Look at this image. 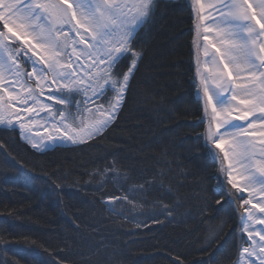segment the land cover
I'll return each instance as SVG.
<instances>
[{
	"label": "trees",
	"instance_id": "obj_1",
	"mask_svg": "<svg viewBox=\"0 0 264 264\" xmlns=\"http://www.w3.org/2000/svg\"><path fill=\"white\" fill-rule=\"evenodd\" d=\"M194 27L187 0H156L121 110L88 142L39 153L0 128V264L234 263L241 206L200 134Z\"/></svg>",
	"mask_w": 264,
	"mask_h": 264
},
{
	"label": "snow or ice",
	"instance_id": "obj_2",
	"mask_svg": "<svg viewBox=\"0 0 264 264\" xmlns=\"http://www.w3.org/2000/svg\"><path fill=\"white\" fill-rule=\"evenodd\" d=\"M155 4L156 0H0V21L7 30L0 31V81L4 80L5 74L12 77L4 89L8 99L0 96V125L14 128L19 122V112L12 113L17 117L15 121L4 114L5 110L11 111L17 104L23 106L25 112L37 113V109L30 105L41 103L39 97L44 94L50 78V83L57 84V88L49 93L48 100H55L67 109L59 113V123L66 129L64 138L73 143H84L77 137L92 139L101 135L116 120L130 88V78L143 58L142 52L136 50V33L151 21ZM219 7L227 10L221 11L218 18H206L202 14L203 4H200L201 13L198 15V20L205 24L204 41L213 47L216 43L220 45L216 48V55L220 57L219 63L224 65L213 76L215 89L210 90L207 85L203 88L205 112L211 108L208 139L220 148L224 160L229 162L228 183L241 194L247 191L250 196L242 202L247 219L242 217L241 222L253 245L251 249L242 251L248 256L264 258V231L256 233L259 236V241H256L251 230L252 224L256 223L255 210L264 213V131L259 133V145L250 139L257 127L264 129V71L260 70L264 68V40H261L264 37V23L261 22L264 21V0L258 5L259 11H252L253 5L249 0H221ZM256 24H259V30ZM69 25V32L74 31L79 42L75 39L69 42V33L63 31ZM13 28L20 36H32L36 42H26L28 47L23 56V50H11V38L7 33L13 32ZM196 28L194 43L198 45L201 23L198 22ZM210 33H215V43L208 40ZM28 52L32 55L28 56ZM37 52L38 61L32 59ZM66 54L68 62L62 63ZM204 55L209 56L207 48ZM128 57H131L130 65L121 75V61ZM73 59L76 63L72 62ZM212 59L216 63L215 56ZM21 60L32 62L30 72L22 70ZM229 66L232 72L228 71ZM241 72H246L247 76L241 77ZM238 79H244L246 83H235ZM33 80L34 88L31 86ZM109 91L114 95L108 108L103 105L89 107L97 97L105 96ZM221 91L233 93L231 101H236L234 107L225 95H221ZM81 95L83 98L77 100L76 97ZM41 110L55 118L50 105L43 104ZM234 111L239 113L236 120L248 121L251 118L247 127L233 122ZM69 120L71 123H65ZM20 127L23 129L25 125L21 123ZM228 129L232 131L228 132ZM225 135L230 139L225 140ZM221 144H228V150L221 148ZM33 147L40 148L41 145L34 143ZM233 172L239 177V185ZM257 192L261 202L254 204ZM119 202L115 198V203ZM112 203L113 200L106 201L107 205ZM249 204L251 209L246 207ZM109 211L115 212V209L109 207ZM259 223L264 225V219Z\"/></svg>",
	"mask_w": 264,
	"mask_h": 264
},
{
	"label": "bare ground",
	"instance_id": "obj_3",
	"mask_svg": "<svg viewBox=\"0 0 264 264\" xmlns=\"http://www.w3.org/2000/svg\"><path fill=\"white\" fill-rule=\"evenodd\" d=\"M27 2H31V0H27ZM195 2H196V0H195ZM227 2H231V0H227ZM260 2H261V0H249V3H251L253 5L252 11H259L258 5L260 4ZM189 4H190V2H189ZM200 4L204 5V10H203L202 14L206 18H218L221 11L227 10V9H223V8L219 7V5L221 4V0H199V3L196 2L199 14L201 13ZM259 19H260V17L257 16V20H259ZM261 22L264 23V21H261ZM252 23L255 24V21H253ZM204 26H205L204 22H201V35H202L201 36V54H202V70H203V72H202V85L203 86L202 87L204 88V86L207 85V87L210 90H213V89H215V81L213 80V76L217 72H219L221 69H223L224 65L219 63L220 57L218 55H216V48L220 47V45L218 43H216L215 47H213L211 44H207L204 41V39H203ZM207 26H211V25H207ZM10 27H11V25H10ZM70 28H71V26L69 25L63 29L64 32L69 33V36H68L69 42H71L73 39H75L77 42H79V37L76 36L75 32L74 31L69 32ZM256 28H257V30H259V24H256ZM0 31L7 32V30L3 27L2 21H0ZM7 34L11 38L10 44L22 46L23 48H25V51H27V47H28V45L26 43L27 41H31L33 44L36 43L35 40H33L32 36H28V35L20 36L19 32L15 28H13V32H10ZM208 40L213 41L215 43V41H216L215 33L208 34ZM261 40H264V37H261ZM81 47H83V45H81ZM205 48H207V50L209 52L208 57H206L204 55ZM70 51H71V49H69V53H70ZM27 55L31 56L32 54H31V52H28ZM213 56H215L216 63H213V59H212ZM38 58H39V52H37V56L32 57V59L36 60V61H38ZM67 62H68V55L66 54L65 59L62 61V63H67ZM72 62L76 63V61L74 59ZM81 62L87 64V61H85V60H82ZM22 65H23L22 70L25 73L30 72L32 70V62L31 61H29L27 64L24 63ZM260 70L264 71V68H262ZM77 71H80V69L77 68ZM228 71L232 72L231 66H229ZM225 75H227V73H225ZM233 75H235V73H233ZM240 76L245 77V76H247V73L241 72ZM11 80H12V77L5 74L4 80L0 81V96H3V98H5L6 100L8 99V97H7V92L4 89L8 87L9 82ZM32 83L35 85V80H33ZM57 83H60V82L58 81ZM235 83L243 84V83H246V80L238 79L235 81ZM56 88H57V84H51L50 78H49V85L45 86L44 94L41 96V98H39L41 103L30 105V106L35 107L37 109L38 114L25 112L23 106L17 104L16 107L10 111L11 113H8L5 110L4 114L6 116H8V118L13 119L15 121L17 119V117L15 115H13L12 113L19 112L20 113L19 122L15 123L14 128H9L6 125H0V128L15 130L17 135H18V138L21 142L25 143L29 148H31L32 150L39 152V153L51 150L54 147H70V146H76V145L83 144V143H79V142L73 143L71 140H67L66 138H64V133H65L66 129L64 127V124L59 123L60 117L57 116L54 119L50 118L49 115H46L47 113L45 111L41 110L43 104L50 105V103H49L50 100L48 101V95L51 92V90H56ZM88 94L91 95V90H89ZM113 95H114V93H113ZM221 95H225L226 100L231 101V97H232L233 93L228 92L225 94L221 91ZM237 96L239 99V93H237ZM99 98L100 97H97L95 99V101H97ZM112 98H113V96H112ZM51 101H54V100H51ZM111 101H112V99H111ZM202 104H203V101H202ZM109 105L105 108H108ZM231 105L234 107L236 105V101H231ZM95 107L96 106H92V108H95ZM203 107H204V105H203ZM209 111H210V118H211V108H209ZM238 114L239 113L236 111H234L232 113L233 122L239 124L241 127H247L248 123L251 122V118H249L248 121L236 120L235 117ZM29 117H31V119H29ZM206 118H208V116L206 115V112H204V116L202 119L204 120L205 125H207V123H208V119H206ZM21 123L25 125V128L21 129V127H20ZM65 123H70V122L66 121ZM74 127H75V125H74ZM212 129H213V132L216 131L214 125H212ZM222 131H224V130H222ZM227 131L231 132L232 130L228 129ZM262 131H264V129L257 127L255 132L253 133V135L250 137V139H252L253 142L256 143L257 145L260 144L261 137H260L259 133ZM205 132L206 131L203 130V132L200 133L201 136L204 137ZM69 134H72V133L70 132ZM97 136H99V135H97ZM97 136H95V137H97ZM80 139H83L85 142H88L89 140H91V139H88L86 136L77 137L78 141ZM229 139H230V137L225 135V140H229ZM34 143L41 145V147L40 148H34L33 147ZM212 145L215 148V150L217 151V152L215 151L216 154L221 157L222 161H224L225 176H226V179L228 182V163L229 162L224 160L223 152H221L220 148H216V146L213 143H212ZM228 147H229L228 144H221V148H224L225 151L228 150ZM233 176H236L237 183L239 185L240 184L239 177L237 176V174L235 172H233ZM240 186L242 187V185H240ZM236 194H237V197L239 198V202H241V204L243 201L250 199L249 193L247 191H244L243 194H241L240 192H238L236 190ZM258 202H261V196H260L259 192L256 193V197H255V199H253L254 204L258 203ZM246 207L251 209L252 205L249 204V205H246ZM255 211H257L256 223L252 224L251 230L253 231V236L255 237V240L259 241V236H257L256 233L264 231V225L259 223L260 219H264V213H259L258 210H255ZM242 217L245 220L247 219L246 213L244 211V207H241V216L239 219V232L241 234L243 241L239 247L236 259H235L233 264H264V258H262L261 256H258V255L248 256V254L243 253V251H242L244 248L251 249V247L253 245V240L249 239L247 232L243 231V224L241 222ZM249 223H251V222H249ZM256 250H257V252L259 251L258 246H257Z\"/></svg>",
	"mask_w": 264,
	"mask_h": 264
},
{
	"label": "rangeland",
	"instance_id": "obj_4",
	"mask_svg": "<svg viewBox=\"0 0 264 264\" xmlns=\"http://www.w3.org/2000/svg\"><path fill=\"white\" fill-rule=\"evenodd\" d=\"M189 2H190V4H191V6H192V8H193V11H194V17H195V27H194V41L196 40V37H197V28H196V24L199 22V23H201L199 20H198V15H199V13H198V8H197V5H196V2H195V0H188ZM200 33H201V28H200ZM201 36L202 35H200V38H199V42H198V45H197V43H194V49H195V54H196V76H197V78H198V89H197V91H196V95L201 99V101H203V105H204V94H203V85H202V72H203V70H202V54H201ZM17 49H21V50H23L22 52H21V56H23V52H26L25 51V48H23L22 46H19V45H15V44H11V50L12 51H15V50H17ZM64 59H65V57H64ZM23 62V60H21L20 61V63H21V65L22 64H24V62ZM27 64V63H26ZM23 66V65H22ZM31 86L34 88L35 87V85L31 82ZM55 90H51V92H54ZM112 96H113V93L112 92H107V94L105 95V96H102V97H100L97 101H95L94 103H92L91 105H89V107H92V106H99V105H103L104 106V108L105 107H107L109 104H110V102H111V99H112ZM39 98H41V96L39 97ZM83 97H82V95L81 96H77L76 97V99L77 100H80V99H82ZM4 100H6L5 98H4ZM49 101V100H48ZM49 103H50V106H51V109H52V116H54V117H57V116H59V113L60 112H62V111H67V109H66V107L64 106V105H60V104H57L56 103V101L54 100V101H49ZM8 113H11L10 111H8V110H6ZM72 111L73 112H75V108H73L72 109ZM204 112H205V109H204ZM46 115H48V114H46ZM206 115L208 116V118H206V119H208V123H207V125H206V127H205V134H204V140H205V143H206V145L209 147V149H210V151L212 152V154L213 155H217L216 154V150H215V148L213 147V145H212V142L208 139V129H209V126H210V123H211V118H210V111H209V109H208V111H207V113H206ZM68 122H70L71 123V121L69 120ZM78 123L79 122H77V125H78ZM77 125H75V126H77ZM4 129H6V128H4ZM212 131H213V129H212ZM54 148H56V147H54ZM54 148H52V149H54ZM214 148V149H213ZM216 151V152H215ZM218 166H219V169H221L222 171H221V173H222V178H224L225 179V182H226V184L230 187V188H232L229 184H228V182H227V179H226V176H225V164H224V161H222V163H220V162H218ZM235 190V189H234ZM236 191V190H235ZM108 200H113V202H114V200L115 199H107L106 201H108ZM112 205V204H111ZM239 205L241 206L242 204H241V202H239ZM242 207V206H241Z\"/></svg>",
	"mask_w": 264,
	"mask_h": 264
}]
</instances>
